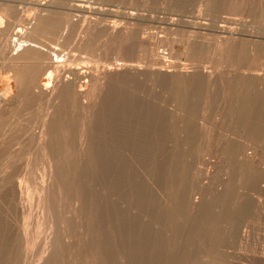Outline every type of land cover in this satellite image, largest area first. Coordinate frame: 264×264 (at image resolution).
<instances>
[{
  "label": "bare ground",
  "instance_id": "6f19581e",
  "mask_svg": "<svg viewBox=\"0 0 264 264\" xmlns=\"http://www.w3.org/2000/svg\"><path fill=\"white\" fill-rule=\"evenodd\" d=\"M63 1L0 5V167L9 168L0 180L1 264H31L29 229L18 224L34 205L21 186L30 174L16 187L13 168L38 157L51 172L73 167L62 195L73 194L65 202L74 200L78 264H264V67H240L232 28L189 34L184 45H198L199 57L181 66L147 47L134 8L106 22L98 1ZM207 11L199 4L196 16ZM101 44L120 48L93 63L72 53ZM214 151L221 167H201ZM55 173L40 185L41 202L59 184ZM46 241L37 264L65 260L55 256L63 246L70 259V241L58 249Z\"/></svg>",
  "mask_w": 264,
  "mask_h": 264
},
{
  "label": "rangeland",
  "instance_id": "374dc122",
  "mask_svg": "<svg viewBox=\"0 0 264 264\" xmlns=\"http://www.w3.org/2000/svg\"><path fill=\"white\" fill-rule=\"evenodd\" d=\"M39 1L43 2L46 0H39ZM56 1L62 2L63 0H56ZM75 1L76 0H71V3H74ZM83 1H86V0H83ZM97 1L99 3H96ZM148 1L150 4L148 3ZM185 1H186L184 3L185 6H183V8L181 9L180 7H178L176 5L177 3L173 0H171V1L170 0H129V1L128 0H94V2L96 3L95 4L96 6L101 5V7L106 10V12L102 16H99V19H100L99 21H103V20L104 21L106 20V22L113 21V20L124 21L125 19L122 18L123 13L124 12H130L131 8H134L136 10L135 12L139 16L134 21H131V23H135L136 26L142 30V32L144 33L143 36L144 37L146 36V39L149 41V44L147 45V47L151 46V44L154 43L155 50L156 49H158L157 51L163 50L162 54H163L164 58L166 57L165 60L167 63H169V62L174 63L176 60L177 61V62H175L176 64H179V65H181V64L185 65L186 64V66H189L190 61H188L187 59H193V58L199 57L198 56L199 54L195 50L198 47V45H196L193 42L190 43L189 48L185 47V45H184V42H186L185 40H187L189 38V34L198 33V34L203 35L205 37L212 38L215 36H221L222 34H220L219 31H223V30L225 31L227 29L232 28L231 30H233L237 33V36H236L238 38V49L237 50H239V52L237 53V57H238L237 59L238 60L241 59V61H242V62L241 61L238 62V60H237V62H238V64L240 63L239 64L240 67L242 66V64H243L242 67L248 66L249 62L251 64V68H253L254 70H256L258 72L260 71L259 67L260 68L264 67V0H253V1L252 0H185ZM248 1H250V2H248ZM28 2H29V0H22V1L21 0H14V1L13 0L12 1L11 0H8V1L7 0H0V3H1L0 5L2 6V5L7 4V3L8 4L13 3V4H16L17 7L24 9V8L29 6L27 4ZM242 2H243V5H242ZM170 3H171V5H169ZM203 3H206L208 5V11L198 17V16H196L197 15L196 8L199 4H203ZM250 3H251V5H250ZM252 4H254V5H252ZM253 6H255V7H253ZM242 7L244 10H242ZM218 8H219V10H218ZM239 10H241V11H239ZM31 12L32 11H30V12L27 11V14H30ZM91 17L95 18V16H91ZM225 20L228 23H226ZM11 21H13V19ZM242 25H244L246 27H244ZM17 29L18 28H15V30H17ZM249 35H251V36H249ZM134 36L135 35L131 33V40L134 39ZM245 37H247V38H245ZM243 38H245V39H243ZM97 42H99V40ZM53 45H55V43H53ZM101 45L104 46V48H103L104 50L101 49L92 55L85 54L82 51H72V53L77 54L80 57L87 58L90 62L92 61V63H93L94 61L106 60V59L108 60L110 58H113L115 55L114 53H116V51L120 48L118 44H116L113 47H111L110 44H101ZM160 45H161V47H160ZM170 49H172V50H170ZM124 52H126V51H124ZM202 52H204V51H202ZM202 52L200 54H204ZM224 52H225V54L227 53L226 51H224ZM246 52H247V54H246ZM239 53H241V54H239ZM126 54H129V53H126ZM168 55L171 57H169ZM178 60L180 63H178ZM181 62H183V63H181ZM260 64L262 66H260ZM256 66L258 67L257 69H256ZM0 73H1V70H0ZM104 104L105 103L103 102V105ZM205 157L208 160V163L206 165H202L201 167H209V166L210 167H221V153L220 152L214 151L213 153H210L209 155H206ZM38 158H35V159H38ZM35 159H34L33 163L30 165V167H24V168L23 167H15V168H13V169H17V173L14 177H16V179L17 178L18 179L16 180L15 178H13L14 181H17V182H14L15 186L16 185L18 186V181H21L20 179H22L23 173L25 174V172H26V173L30 174V176L27 174L29 176L28 181L27 182H21V186H22V190H23V196L26 197L29 195V197L32 198V200H34L33 201L34 205L32 204L33 206H32L31 214H30L29 218H28V215L25 214L24 217L21 218V220H20L21 222L19 221L20 223H18L19 227H20V232H22L25 229L26 230L29 229V230H27V232L29 233V237H30L29 246H28V248H25V249L27 250L26 251L27 258L28 257H30V258H28L26 261H27V263L31 262V264H37V262H39L38 259H40V257L44 256L42 254V253H44L43 250H45L47 248V246H45V243H44V242H47L46 240L52 242L55 246H57L56 249H58L59 246H63V244H65V242L70 241L71 245L68 248H71L73 250L72 251L71 249H69L72 251V255L70 257V259L72 261L69 259V257L67 258L68 252L65 249L63 251V248H65L63 246V247H60L61 249L57 250V251L60 250L58 253H57V251L55 252L56 253L55 256L56 257L59 256V257H57L59 259L65 258V260L61 259V262H60V261H58V259H55V264H62V263L66 264L68 262V261H66V259L71 261L70 264H78L79 263V262H77L78 257L75 254L76 252H75V248H74V247H76V243H77V239H78L77 227H76V222H75V218H74V210H73L74 200H73V202H71L72 200H70V199H73V198L70 197V199H67V201L65 202L67 196H71L73 194L70 195V191H69V192H67V196H65L66 191H65V193H63L64 192L63 190H67L66 187H69L70 182L72 181L71 177H72V168L73 167H60V168H58V173L60 174L59 175L58 173H55L53 170L51 172L50 167H48V168L45 167L44 164L42 163L43 160L41 158H39L38 160H35ZM41 166H43V167H41ZM86 168H87V170L90 169V167H85V169H84L85 171H86ZM3 169H4V171H3ZM5 169H6V167H0V180L3 179L5 172L9 170V168H7L6 170ZM60 169L62 170V172L65 171L64 174L66 176H68L69 179L66 178L64 180V178L62 177L64 174L61 173ZM82 171L83 170H81V171L79 170L78 172H76L75 179H77L79 176H82V175H80L81 173L83 174V172L84 173L87 172V171L86 172L85 171L82 172ZM51 173L52 174L55 173L56 175L58 174L59 176H61L60 178H57L58 175L57 176L55 175L56 177L52 176L55 179L57 178L59 180V184L57 182H55V184H54L56 186V188L54 186L55 189H57V187L59 185L65 186L66 183H68L69 185L65 186V187H58L57 190L54 189V192L57 191L56 195H55L57 197L53 196L55 194L53 192L52 193L53 195L51 194L49 196V198L47 199V201L44 200L43 202H41L43 193L40 190V185L42 183L45 184L47 181L49 182V180H50L49 175L51 176ZM69 173H71V175ZM61 174H63V175H61ZM18 175H19V177H18ZM65 175H64V177H65ZM84 177H88V179H89L88 175L84 176ZM29 178L31 180H29ZM44 180L45 181L47 180V181L44 182ZM61 182H63V183H61ZM68 190H70V187L68 188ZM62 194H65V195H62ZM51 196H53V197H51ZM38 198H40V202H37ZM55 198H57V200ZM58 198H60L61 200ZM23 200H25V198H23ZM22 202L24 203L25 201H22ZM67 202L71 203L72 205L68 204ZM39 203H41L42 206H44V207H41V204H39ZM260 203H261L260 208L262 207L260 209V211L262 212V210H264V199H262L260 201ZM70 205L73 206V208H71ZM48 207H49V210H48ZM42 208H44V209H42ZM50 209H52V210H50ZM46 211H48L50 214ZM70 211H73V212H70ZM34 212H35V214H34ZM36 212H38V213H36ZM262 214H264V212H262ZM43 216H45L46 218ZM51 216H53V217H51ZM41 217H43V218H41ZM49 218H51L52 220ZM63 218H64V220H63ZM66 218H68L69 221L71 220V222H69L71 224H68L69 226L67 225L68 221L67 222L65 221V220H68ZM41 219L43 220L42 224H40ZM64 222H66V225ZM251 222H253V221H251ZM60 223H62V225H64V226H62ZM49 224H52V225L49 226ZM31 225H33V226H31ZM248 225L250 228H252L250 226V224H248ZM65 226L67 227V229ZM59 228H61V229L59 230ZM247 228H245V229L242 228V229L251 233L252 230L250 228H248V229ZM64 230L65 231L67 230L66 233H71V235L67 239H65L66 237L64 238V236H66V235H64L65 234ZM47 231H48V233H47ZM30 232H31L32 236H30ZM62 232L64 233L63 237H61ZM48 234L50 236V237L49 236L48 237L52 240L54 237L53 235H55V238L53 241L49 240L47 238V236L45 237V235H48ZM32 245H34V247L36 249H34V247H31ZM230 251H231V249H230ZM1 252H2L1 256L5 255L4 254L5 253L4 248L1 249ZM63 254H65V255H63ZM62 255H63V257H62ZM31 256L33 257L32 261L29 260V259H31ZM33 261H35V262L37 261V262L35 263ZM0 264H1V261H0Z\"/></svg>",
  "mask_w": 264,
  "mask_h": 264
}]
</instances>
